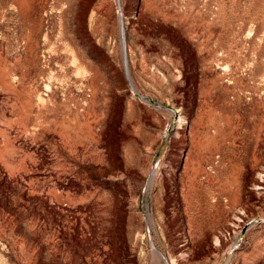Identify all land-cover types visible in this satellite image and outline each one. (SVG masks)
<instances>
[{
    "label": "rangeland",
    "instance_id": "374dc122",
    "mask_svg": "<svg viewBox=\"0 0 264 264\" xmlns=\"http://www.w3.org/2000/svg\"><path fill=\"white\" fill-rule=\"evenodd\" d=\"M0 264H264V0H0Z\"/></svg>",
    "mask_w": 264,
    "mask_h": 264
},
{
    "label": "water",
    "instance_id": "95a60500",
    "mask_svg": "<svg viewBox=\"0 0 264 264\" xmlns=\"http://www.w3.org/2000/svg\"><path fill=\"white\" fill-rule=\"evenodd\" d=\"M118 3H119V0H118ZM123 55H124V68H125V74H126V77H127L128 82H129L130 88L132 89V91H134V88H133L132 82H131L130 77H129V74H128V69H127V60H126V53H125V43H124V39H123ZM136 96H138V95H136ZM154 251L157 252V250H154Z\"/></svg>",
    "mask_w": 264,
    "mask_h": 264
}]
</instances>
